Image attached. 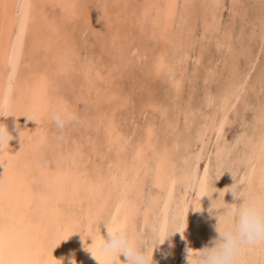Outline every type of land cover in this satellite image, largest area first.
<instances>
[{
    "label": "bare ground",
    "instance_id": "bare-ground-1",
    "mask_svg": "<svg viewBox=\"0 0 264 264\" xmlns=\"http://www.w3.org/2000/svg\"><path fill=\"white\" fill-rule=\"evenodd\" d=\"M239 1L233 0L236 4ZM199 4L205 10L203 36L208 31L216 37L220 0H0V127L9 132V140L7 136L0 140L2 264L37 260L55 264L56 259L61 264H101L89 249L103 256L98 247L100 233L107 238L108 232L102 221L98 232L101 217L111 227L127 224L140 237L149 229L150 240L153 229H179L154 246L153 262L172 264L171 257L179 253L180 264H189V260L195 264L193 253L217 235V215L223 223V213H216L215 208L224 200L235 199L231 188L241 183V191L257 189L264 178L263 92V101L253 116L254 130L246 137L239 157L244 166L241 170L237 167L229 178L207 170L214 184L208 191L214 186L217 189L211 197H198L205 172L204 168L198 175L195 170L199 152L189 161L183 152L176 154L183 141L177 132L178 118H173L177 112L169 114L172 107H160L152 90H147L148 99L139 110L144 119L138 116L133 130L122 127L121 108H128L138 89V84L131 83L130 90L124 89L127 73L135 80L134 68L141 70L140 74L167 75L174 96L180 93L183 62L188 64L191 35L195 34L192 13ZM25 16L27 23L21 30ZM260 20L261 38L257 39L261 43L264 17ZM94 40L109 53L107 58L102 51L92 49ZM217 40L218 45L226 43V38ZM149 41L160 47L151 52ZM195 58L200 62L199 54ZM242 86V81L227 86L219 101L215 127L219 164L229 149L217 138L229 109L237 103L236 97L245 92ZM72 90H78L74 99L68 94ZM156 111L160 127L155 114L146 115ZM199 111L195 130L200 141L198 151L208 123L207 114L201 108ZM53 113L61 114L62 126L52 119ZM192 118V113L184 114L187 126ZM80 121L84 123L80 134L69 135L70 129H78ZM56 127L63 128L54 133ZM51 137H55L54 142ZM183 145L186 149L188 142L183 141ZM186 152L190 153L189 149ZM148 231L144 233L147 237ZM165 242L172 246L171 252L165 250L169 256L161 253ZM146 246L151 248V241ZM120 260H126L123 253Z\"/></svg>",
    "mask_w": 264,
    "mask_h": 264
},
{
    "label": "rangeland",
    "instance_id": "rangeland-1",
    "mask_svg": "<svg viewBox=\"0 0 264 264\" xmlns=\"http://www.w3.org/2000/svg\"><path fill=\"white\" fill-rule=\"evenodd\" d=\"M194 3H199V2L194 1ZM218 6H222V7H218V13L219 14L221 13V15H222V16L219 15V18H221L222 21L219 20V23H218L219 26L217 27L218 32L216 31L219 35L217 33H214L213 35H216V37L219 36L220 38H226V43L223 45L222 44L218 45L219 43H218L217 39H220V38L219 37H217V38L212 37L208 31H207L206 35L203 36V27H204L203 18L205 17V15H204L205 10H204L203 5H201V4L196 6L195 11L192 13V16H193V22L192 23L194 25L193 30H195L193 32L195 34L192 33V35H191L192 43L189 44L190 48H191V49L189 48V57H188L189 61L188 60L186 61V63L188 62V64H185V62H183V65H185V70H183L185 73V76L183 77L182 85L180 88V93L178 95L174 96L173 89H172V87H171V85L167 79V75L156 76V75H154V73H151V72L149 74L148 73L147 74H145V73L140 74L141 70L134 68L135 71H134L133 76L135 77V80H131L132 75L127 73L129 71H127V72L125 71L128 76L124 79L125 80L124 89L130 90L129 88L133 87L131 84H135V85L138 84V89L132 95V98H130L129 103H128V108H124V107L121 108V111H122L121 112V114H122L121 115L122 116V118H121L122 122L121 123H122V127L124 126L126 128H131L133 130V127H135V125H134L135 120L139 119V117H140L139 110H140L141 106L143 105V100L148 99L147 90L148 91L152 90L153 91V92H151L152 96L160 104V107L166 106V105L169 106V108L172 107L173 109L171 108L168 111L169 114H172L173 111L177 112L176 114L173 113V118H176V117L178 118L177 132H178V135L180 136V142L182 140L186 141V142H188V146L186 149H184L185 147H184L183 141H182L181 145H179L178 149L176 150V154L179 155L180 153L183 152L186 155V159L189 161V160H191V158L193 159V157L195 155H197L199 152L198 161L196 163L197 166L195 167V170H196L198 175L201 174V172L204 168H207V170H209L211 173H213L215 175L217 174V176H219V174H221L224 171L221 174V176L224 178H229L230 174L235 172V169L237 167L241 170L244 166V162H242L243 160H240L239 157H240L241 151L243 149V145H244V141L246 140V137L252 133L251 130L252 131L254 130V117H255V114L257 111V107H259L261 105L260 102H262L263 98H264L263 97V95H264L263 94L264 93V91H263L264 90L263 89L264 88V85H263L264 82L263 83L259 82V81H264V80H261V77H262V79H264V77H263V75H264V71H263L264 70V41L261 42L262 44L259 41L261 38L260 37L261 36V31H260L261 20L260 19L262 17H264V0H240L238 2V4H236V2H233V0H220V4H218ZM235 12H236V14H235ZM231 13L234 15H232ZM239 13H242V14L240 15ZM229 18L232 20H230ZM228 19L230 21H228ZM251 20H253V21H251ZM80 21H81V19H80ZM124 21H125V23H127L126 20H124ZM220 22H222V23L220 24ZM130 25H132V24H130ZM78 26L80 27L81 24L78 23ZM252 28H254L256 30L253 32ZM104 30H105V28H104ZM219 30L221 33L219 32ZM197 34H199V36H196ZM255 34H256V36H255ZM101 36L99 35L100 38H101ZM250 36H252V37H250ZM88 38L92 39L91 36ZM209 38H210V40H207ZM252 38L254 40H251ZM213 43H216V44L214 45ZM250 45H251L250 49L252 50V52H250V49H249ZM261 45H263V46H261ZM148 46L153 47V49L150 50L151 52L155 51L156 49H158V47H160V45L158 43H154V41H149L147 47ZM257 46H258V48H257ZM237 47H238V49L236 51ZM246 48L249 49V51L246 50ZM92 49L95 51H100V52L102 51L101 46L99 45L98 41L95 42V40L93 42ZM231 50L233 53L231 52ZM239 51H240V53H238ZM245 51H247L248 53ZM259 51H260V54H259ZM102 52H103V56H105L107 58L109 53L105 50ZM190 52H192V53H190ZM196 53H197V55L199 54V56H200V58H199L200 62L196 61V58H195V57H197ZM251 54L253 55L252 57L250 56ZM248 55L252 59H250V58L248 59V57H247ZM223 56L228 60L227 62H226V59L223 58ZM193 58H195V60ZM219 59H220V61H218ZM221 59H222V62L224 60L223 64H221L222 63ZM217 61H218L219 65H218ZM251 61L253 62V65L251 63V68L248 69ZM147 62H148V60H147ZM256 62H257V64H256ZM222 65H225V66H222ZM233 65H234V67H233ZM256 65L258 66V69L261 66L260 70H257ZM220 67H223V69ZM230 67H231V70H230ZM153 69H154V66H153ZM207 69H209L210 71ZM192 71H193V73H192ZM212 71L213 72L216 71V72L213 73ZM246 71H248V73H249V74H247L248 76H245ZM211 72H212V75H209V74H211ZM215 73H217V74H215ZM211 76H214V77L211 78ZM216 77L218 78V80L217 79L215 80ZM127 78L130 80H128ZM244 80H246V81L244 82ZM254 80H255V82H254ZM257 80H259V81L257 82ZM241 81L243 82V86H242L243 90L241 89V91H245V92L240 91L241 93L239 96V100L236 99L237 103L235 102L234 105L229 109L228 118H227L226 122L224 123V125L222 126L221 135H220V137L217 138V139H219V141H218L219 143H222L223 145L226 146L227 151L229 149L228 152L225 150V152H227L228 155L225 153V155L227 157L225 158V156H224L222 158L221 163L219 164L218 158L216 157V149H215L216 148L215 127H216V122H217L218 114H219V101H220L222 94L226 90L229 89L227 86H229V87L235 86L237 82H241ZM203 82H205V83L203 84ZM218 84H220V85H218ZM252 84H253V86H252ZM254 84H255V86H254ZM259 84H262V86H259ZM258 87H260V88H258ZM198 88H199V90H198ZM257 88L259 90H257ZM247 90H249V92ZM208 91H209V93H208ZM127 92H130V91H127ZM259 93L261 95L262 94L263 95L260 96ZM68 94L70 97H73V99H74L76 97V95L78 94V90L75 91L74 93H73V90L71 92L68 91ZM210 94H211V96H210ZM249 94L250 95L252 94V95L250 96ZM258 94H259V96H258ZM135 97H136V100H135ZM259 97L261 99H259ZM250 98H251V100H250ZM258 99L261 101H259ZM252 101H253V103H252ZM255 104H259V105H255ZM177 107L179 108L178 110L176 109ZM199 108H201L202 111L205 114H207V116H208L207 117L208 123L206 126V131L204 134V139H203V143L201 145L200 151H198V149L200 147V141L198 140L197 135H196V131H195L196 127L198 126V121H199V116H200ZM189 112L192 113L193 118H192V121L190 122L189 126H187L186 121L184 119V114L185 113L189 114ZM243 112H245V113H243ZM151 114L152 115L155 114L157 116L156 119H158V116H159L158 111H156V113H154V112L153 113H146V115L149 117H151ZM131 115H133V116H132V119L129 121V117ZM142 119H144V118L142 117L141 120ZM158 121H159L158 124L160 127L161 120L158 119ZM244 121H245V123H244ZM80 122L78 123L79 124L78 129H74V130L70 129L71 131H69V135L76 136V134H80L79 132H81L84 128V125H83L84 123H82V122L80 123ZM246 127H247V130H246ZM56 128H54L55 129L54 133L59 132L63 127L62 128L56 127ZM242 129H245L246 131L242 130ZM75 130H77V131L75 132ZM162 131H159L160 134L162 133ZM73 134H75V135H73ZM54 138L55 137H51V141L53 140V142H54ZM172 139L173 138L171 137L170 139H168V141H170ZM236 139H238V140H236ZM235 141L237 143H235ZM231 145H232V147H231ZM233 146H235V148ZM188 149H189L190 153L186 152ZM232 149H233V151H232ZM212 154H213V156H212ZM224 158L227 161L223 162L225 160ZM214 165H215V167H214ZM217 165H220L218 170H216ZM214 168H215V170H214ZM221 176H220V178H221ZM146 183L147 184L145 186L146 187L145 191H147L148 185H149L148 181H146ZM240 184H238L239 185L238 188L241 187ZM190 210H191V208L189 207L188 211L190 212ZM146 230L148 231L149 229H146ZM146 230L143 231L142 237H143V239H145L146 244H147L151 240H150V236H149L150 231H148L149 233H147L148 234V237H147V235H145L147 232ZM165 243H166V244H164L165 246L164 245L162 246V252L161 253L168 255V253H166L165 250H168L171 252L172 246L168 242H165ZM170 252H169V255H170ZM173 256L172 257L170 256L171 259L173 258V260H174V262L172 264H180L181 263V260H180L181 255L179 253H177Z\"/></svg>",
    "mask_w": 264,
    "mask_h": 264
},
{
    "label": "clouds",
    "instance_id": "clouds-1",
    "mask_svg": "<svg viewBox=\"0 0 264 264\" xmlns=\"http://www.w3.org/2000/svg\"><path fill=\"white\" fill-rule=\"evenodd\" d=\"M52 119L59 126L63 125L61 114L53 113ZM6 136L9 140L7 128L0 127V140ZM211 180L212 177H208L206 182L208 186L214 185ZM231 190L235 199L233 202L224 200L223 204L215 208L216 213H223V223H220L221 217L217 215V235L210 244L193 253L196 257L195 264H264V178L254 192H245L238 188H231ZM214 191H217L215 186L210 192L205 191L201 196L207 194L211 197ZM101 221L107 227V238L100 233ZM109 224L110 222L103 217L97 221V229L100 233L98 247L105 258L104 261H101L89 248L101 264H154L152 259L154 246L162 242L169 234L179 230L153 229L152 246L148 248L146 241L130 230L127 224L111 228ZM89 235L92 236V234ZM121 253L125 255L126 260H120ZM56 264H61L60 260L56 259ZM189 264H192L190 260Z\"/></svg>",
    "mask_w": 264,
    "mask_h": 264
},
{
    "label": "snow or ice",
    "instance_id": "snow-or-ice-1",
    "mask_svg": "<svg viewBox=\"0 0 264 264\" xmlns=\"http://www.w3.org/2000/svg\"><path fill=\"white\" fill-rule=\"evenodd\" d=\"M26 7H31V5H27ZM27 23V17L25 16L24 20L21 21V30H23L24 26ZM17 40H20V36L18 35ZM237 100H239V96L236 97ZM208 175H207V168H205L204 176L200 179V192L198 193V197L205 192L208 191V185H207ZM225 191V190H224ZM111 228V226H109ZM162 231L167 230L166 227L161 229ZM182 230V229H181ZM62 238V237H61ZM3 251V234L0 233V252ZM93 253L101 260L104 261V256H101L94 248L92 249ZM0 264H2V261H0ZM23 264H40V262L37 261H24ZM56 264V262H55Z\"/></svg>",
    "mask_w": 264,
    "mask_h": 264
}]
</instances>
